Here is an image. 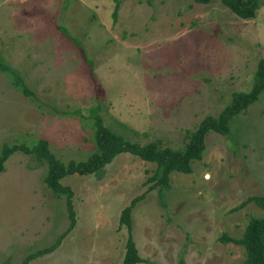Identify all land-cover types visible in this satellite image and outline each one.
<instances>
[{"label": "rangeland", "instance_id": "obj_1", "mask_svg": "<svg viewBox=\"0 0 264 264\" xmlns=\"http://www.w3.org/2000/svg\"><path fill=\"white\" fill-rule=\"evenodd\" d=\"M0 54L33 92L0 71V145L43 137L62 161L83 159L95 146L88 108L98 105L103 123L125 137L179 148L185 129L249 88L264 56V0L249 18L220 0H0ZM153 167L121 152L92 173L63 176L74 225L28 264L118 263L119 212ZM44 172L29 153L4 161L0 264H17L68 224L64 197L46 187ZM263 189L264 89L228 133L206 132L201 157L189 172H170L161 198L152 188L133 204L130 235L142 258L133 264L239 263L243 246L218 236H239L262 213L252 201L235 205Z\"/></svg>", "mask_w": 264, "mask_h": 264}, {"label": "trees", "instance_id": "obj_2", "mask_svg": "<svg viewBox=\"0 0 264 264\" xmlns=\"http://www.w3.org/2000/svg\"><path fill=\"white\" fill-rule=\"evenodd\" d=\"M194 1L207 2L209 0ZM220 1L238 16L249 18L254 16L259 0ZM62 29L68 37L76 41L64 28ZM0 71L10 78L11 84L16 89L31 97L33 92L24 82L19 71L5 61L1 54ZM263 89L264 56H261L257 60L249 88L246 90H233L229 101L221 107L217 114H205L192 129H185L187 140L179 148L162 145L156 140H148L142 143L125 137L103 123L102 116L98 112V105H92L88 108V116L91 118L93 126L95 146L83 159L62 161L50 151L47 140L43 137L37 138L30 145L24 142H3L0 145V171L4 168V161L13 151L32 154L35 159L44 162L45 172L42 180L52 194L56 196L63 195L65 209L69 218L67 226L56 235L50 244L25 253L17 264H28L30 259L52 251L74 225L75 218L71 200L72 190L68 185L63 184L60 179L72 173H92L121 152H129L142 160L154 163L151 173L142 181L143 184H147L146 188L131 197L128 204L123 206L119 212V224L125 225L126 238L122 258L118 263L114 264H133L141 261L142 258L138 255L130 235L129 214L133 204L144 195V191L152 188H156L157 194L161 198L164 190L169 188L170 172H189L191 170V161L201 157L206 132L213 130L222 134L228 133L230 119L244 110L249 103L256 100ZM249 201L259 206L262 209V213L260 215H250L239 236L234 237L222 232L218 239L222 242L231 241L243 246L244 257L236 264H264V189L261 193L246 196L235 207L239 208Z\"/></svg>", "mask_w": 264, "mask_h": 264}]
</instances>
